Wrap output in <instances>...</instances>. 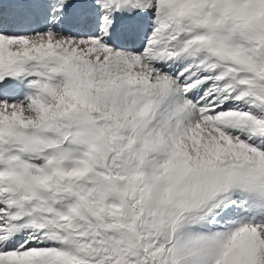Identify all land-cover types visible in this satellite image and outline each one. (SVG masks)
I'll list each match as a JSON object with an SVG mask.
<instances>
[{"label":"snow or ice","instance_id":"snow-or-ice-1","mask_svg":"<svg viewBox=\"0 0 264 264\" xmlns=\"http://www.w3.org/2000/svg\"><path fill=\"white\" fill-rule=\"evenodd\" d=\"M0 264H264V0H0Z\"/></svg>","mask_w":264,"mask_h":264}]
</instances>
